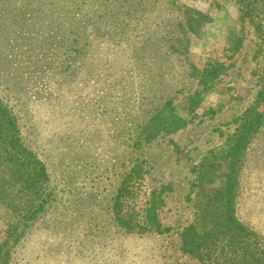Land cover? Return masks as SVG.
I'll return each mask as SVG.
<instances>
[{
	"label": "rangeland",
	"instance_id": "374dc122",
	"mask_svg": "<svg viewBox=\"0 0 264 264\" xmlns=\"http://www.w3.org/2000/svg\"><path fill=\"white\" fill-rule=\"evenodd\" d=\"M247 2L258 4L245 13ZM262 3L0 0V99L49 175L44 211L8 240L4 264H203L180 250V233L206 205L223 203L234 161L235 214L264 241V119L242 154L234 151L242 123L264 115ZM184 5L212 21L171 58L163 47ZM208 64L212 91L190 105L191 70ZM167 96L188 123L136 145L148 106ZM152 199L166 231L117 225L116 208L142 222ZM17 219L0 201V243Z\"/></svg>",
	"mask_w": 264,
	"mask_h": 264
},
{
	"label": "trees",
	"instance_id": "16d2710c",
	"mask_svg": "<svg viewBox=\"0 0 264 264\" xmlns=\"http://www.w3.org/2000/svg\"><path fill=\"white\" fill-rule=\"evenodd\" d=\"M246 4L245 13L249 8L255 9L258 3ZM260 13L261 10L256 16L255 26L258 32L263 33L264 12ZM181 14L179 32L172 34L170 44L163 47L164 52L171 58L188 53L187 35L199 34L202 27L212 21L209 13L192 6L184 5ZM213 70L209 64L197 75L194 68L191 70L198 79V86L186 96L190 105L198 104L205 94L212 91V86L215 84L213 80L217 76L211 73ZM259 94H264V86ZM175 108L169 96L156 105L148 106L145 113L147 115L136 127V145L147 143L159 135H171L186 126L188 120L180 116ZM263 119L262 113H253L242 123L234 138L235 157L242 154L251 135ZM235 167L237 161H234L232 171L227 178L223 203L214 202L206 205L201 220L194 217L180 233V250L203 264H264V241L235 214L237 182ZM48 180L45 163L20 141L18 119L8 104L0 99V201L18 217L17 222L8 229L6 239L0 243V264L6 263L9 254L8 240L12 238L16 242L26 228L44 211L48 202V192L45 189ZM157 208V202L152 199L142 222L136 220L134 216L123 215L120 208H116L115 221L119 227L127 231L160 234L167 228L161 226Z\"/></svg>",
	"mask_w": 264,
	"mask_h": 264
}]
</instances>
